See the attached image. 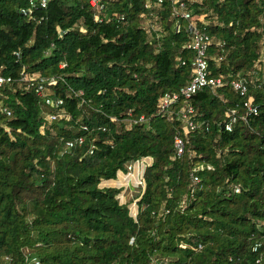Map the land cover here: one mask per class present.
<instances>
[{"label":"trees","instance_id":"obj_1","mask_svg":"<svg viewBox=\"0 0 264 264\" xmlns=\"http://www.w3.org/2000/svg\"><path fill=\"white\" fill-rule=\"evenodd\" d=\"M147 1L49 0L25 14L30 0H0V74L14 79L0 87V264H264V0ZM181 3L202 18L177 15ZM190 23L224 85L163 109L192 79ZM24 69L55 77L47 98L65 116L45 120ZM249 99L258 112L226 130ZM144 159L133 208L123 177Z\"/></svg>","mask_w":264,"mask_h":264},{"label":"built area","instance_id":"obj_2","mask_svg":"<svg viewBox=\"0 0 264 264\" xmlns=\"http://www.w3.org/2000/svg\"><path fill=\"white\" fill-rule=\"evenodd\" d=\"M92 5L98 7L99 11L103 9V5L101 4L100 0H89ZM159 2H163V0H158ZM49 3V0H30V3L27 7L22 8L21 12L28 14L33 13V10L40 6L42 8L47 7ZM147 6L149 8V11L152 12V0L147 1ZM175 13L185 19H192L197 20L201 19V16H195L192 12H187L185 10V4L181 3L180 6L175 7ZM97 18L100 19L99 15H97ZM157 29V27H154ZM190 35H191V42L185 45V47L191 51L194 52L193 56V72H192V79L190 83L182 87L179 91L174 92H167L165 93L163 99H162V108L168 109L173 104L177 103L181 99H190L194 94L197 93V91L205 88H217L222 87L224 85V79L222 76H212L209 70V61L207 58V53L209 49V42L210 37L201 27L197 26L194 23L189 24L188 28ZM182 64H186V60H182ZM64 66V65H62ZM23 77L22 81L25 82V89L32 90L35 92L37 97L39 98V105L41 108H44V100H46V104L52 109L50 111L45 112V120L48 122H52L56 120L59 117L65 116L63 112H61L60 107L63 104V99H55L53 97L47 98L46 89L47 85L46 83H55V77H52L50 79L44 78L40 76L39 73H33L28 74L26 73L25 69L23 70ZM14 81L12 76H5L3 74H0V87H2L5 84L12 83ZM234 90L238 91L241 94H246L249 89L248 81L245 78H240L233 80L231 83ZM245 110V114L239 113V108L235 107L233 108L230 113L228 114L229 120L225 123V129L226 130H232L234 125L238 122L240 118L246 119L248 116L255 114L258 112V107L253 103L252 100H245L242 106ZM5 112L10 114V111L7 110V108L3 109ZM195 114V110L193 105L188 104L181 107L179 110V119L184 121L186 123V128L188 131L195 130L198 127V124L193 119V116ZM143 119V117H141ZM84 141V138L78 139L76 142L68 141L67 142V148L68 150H71L76 144L81 145ZM174 144L177 149L178 155H182L185 151V142L183 137L180 134H177L174 138ZM90 153H93V147L89 151ZM147 159L144 160H136L129 162L127 164L126 173L124 176V181L128 183V186L131 185L132 181L136 179L135 181V188L138 191V195H140L144 188H145V179H144V170L147 165ZM141 163L144 165V169L142 171V175L138 178L135 177V164ZM195 181H198V177H194ZM240 187L235 186L234 192L239 193ZM227 195H231V191L225 192ZM125 196V193H124ZM137 198V197H136ZM136 198L134 199L135 202H133L135 207L136 204ZM261 246V243H257L254 246V250L256 251ZM28 253H31L30 249H27ZM27 264H41L40 260L35 255H30L27 257Z\"/></svg>","mask_w":264,"mask_h":264},{"label":"crops","instance_id":"obj_3","mask_svg":"<svg viewBox=\"0 0 264 264\" xmlns=\"http://www.w3.org/2000/svg\"><path fill=\"white\" fill-rule=\"evenodd\" d=\"M143 169H144V165L143 164H141V163H136L135 164V177L136 178H138L139 176L142 175ZM135 181H136V179H134L132 181L130 186H128V183L125 182L126 190L124 192L125 193L124 199H125L126 202H129V203L134 202V199L138 196V191L135 188ZM132 206H134L133 203H132Z\"/></svg>","mask_w":264,"mask_h":264}]
</instances>
